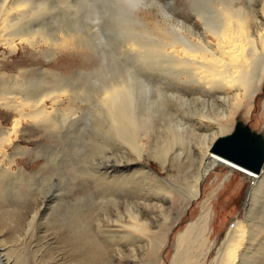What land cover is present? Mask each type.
Segmentation results:
<instances>
[{
    "label": "rangeland",
    "instance_id": "rangeland-1",
    "mask_svg": "<svg viewBox=\"0 0 264 264\" xmlns=\"http://www.w3.org/2000/svg\"><path fill=\"white\" fill-rule=\"evenodd\" d=\"M77 1L70 6L73 8L71 11L57 9L49 17L54 19L52 27L79 28L89 37L91 49L88 53L92 63L85 62L84 52L73 50L55 56L51 62L35 54L37 62L33 68L61 72L70 79L66 80L67 88L77 95L76 99L79 98L69 101L64 97L62 102L65 103L58 107L62 110L76 107L80 110L78 119L68 123L61 134L54 136L37 130L26 120H22L17 134L5 135L11 140L4 143L0 151V169H9L12 175L9 173L1 178L6 189L0 198V248H5L16 264H172L179 236L190 225L197 226L204 216H208L199 262L221 263L227 235L236 229L239 221L246 219L251 208V227L258 230L260 225H264V187L257 199L249 202L259 174L247 169L249 174H245L219 161L220 165L211 170L214 160L210 159V151L218 139L232 134H245L252 142H257L264 132V83L253 103L240 112L232 113L225 102L180 83L170 82L169 90L160 94L158 88L163 87V83L157 79L156 72L151 73L148 85L145 81L138 85L136 98L137 103H148L154 109L157 134H153L150 140H144L146 152L139 159L122 142L117 144L102 134L97 136L95 110L92 105L82 104L99 103L95 97L99 83L114 68L115 60L122 61L127 52L124 47L111 46L109 37L114 36L113 27L118 25V20L111 17L114 7H108L104 14L102 8L94 10L91 7V0ZM208 2L211 1L137 0L134 11L151 23L156 21L169 37L178 36L182 29L197 38V34L202 33L198 27L202 22L198 14H208ZM238 2L257 10L264 4V0ZM136 29L140 26L136 25ZM97 32H101L100 37ZM103 43L119 56L116 58L114 52L110 53L113 50L109 52ZM7 52L0 48V75L9 80L10 76L17 75L18 63L27 50L19 48L12 54ZM72 102L76 103L75 106ZM162 103L167 106H162ZM204 114L211 118L220 116L222 125L229 130L223 132L211 122L203 124L201 118ZM13 120L14 115L0 106L1 127L11 128ZM169 122L183 130L187 145L182 140L174 146L163 166L154 154L163 145V130ZM95 138L98 144H95ZM101 142L105 145L101 146ZM20 170H23V176L19 175ZM104 172L109 173L108 181L100 176ZM145 173L147 176L144 177L142 174ZM201 173L205 176L199 194L189 202L186 195ZM121 181L126 182L123 185L126 192L115 191L116 198L111 205L109 196H104L105 191L102 190L110 182L113 189L121 188ZM160 187L173 192L171 200L164 199L159 193ZM128 209L139 214L141 221L148 224L152 237H165V243L157 254L151 246L140 247L141 250L139 247L107 244V240H114L115 233L120 231L118 220L130 222L126 213ZM35 213L38 216L32 219ZM96 222L101 224L98 229ZM261 237L254 249L260 248L258 256L264 257V235ZM89 239L99 245L93 246L95 248L85 246L91 242ZM194 245L200 250L198 242Z\"/></svg>",
    "mask_w": 264,
    "mask_h": 264
},
{
    "label": "bare ground",
    "instance_id": "bare-ground-1",
    "mask_svg": "<svg viewBox=\"0 0 264 264\" xmlns=\"http://www.w3.org/2000/svg\"><path fill=\"white\" fill-rule=\"evenodd\" d=\"M209 1L211 2H208L209 6L206 8L209 11L208 14L206 12L208 18L205 13L198 14L202 20L198 26L202 29V33H199L202 35L197 34V38L193 36L194 34L188 35L182 29L178 36L169 37L156 21L151 23L143 16L136 14L137 11L135 12L134 8L137 0L90 1L94 10L102 8L104 14L108 7H114V10L112 9L114 17L113 15L111 17L118 20V27H113L115 29L114 36H111L113 38L107 37L111 39V46L124 47L127 52L122 56L124 60L114 59V68L106 74L107 78L105 77L106 79L99 83L97 93H95L99 103H82L92 105V109L95 110L94 114L98 117L95 126L97 136L102 134L115 140L117 144L122 142L129 152L134 153L139 159L143 157L147 145L144 140H150L153 134H157V127L154 124V109L148 103H137V87L140 83L143 85L144 81L147 84L153 72L158 74L157 79L163 83V87L159 85L161 87L158 88L160 94L169 90L167 87L170 86V82H175L187 85L195 92L225 102L230 106L232 113L240 112L253 103L264 83V4L260 10H257L251 5L241 4L238 0ZM76 3H78L77 0H0V48L8 50L7 53L10 54L15 53L19 48L27 50L18 63L16 76H10L9 81L4 79V75H0V106L14 115L11 128H2L0 125V151L3 144L9 142L10 139L5 135L17 134L22 120L31 122L37 130H44L50 136H54L61 134L68 123L72 124L78 119L80 110L76 107L64 110L58 107L65 103L62 102L64 97L75 101L79 98L76 99L77 95L72 94L73 91L67 88L66 80L70 79L61 72L33 68L37 62L35 54L51 62L55 56L73 50L84 52L85 62L92 63L91 55L88 53L91 49L89 37H86L79 28L72 30L63 25L52 27L54 19L49 17L57 9L65 8L71 11L70 6ZM98 17L100 18L99 15ZM109 23L112 22L109 21ZM109 23L106 22L108 26ZM95 25L98 27L97 24ZM136 25H139L140 29H136ZM104 43L102 46L105 45V49L108 48L110 52L112 48L110 49ZM114 51L110 53L113 54ZM99 52L100 55L101 52ZM115 55L117 58L119 53ZM73 102L71 104L75 106L76 103ZM162 104V106H167L166 103ZM201 119L203 124L211 122L214 125L215 123L223 132L229 130L222 125L220 116L211 118L204 114ZM165 127L163 145L154 154L163 166L174 146L182 140V143L187 145L181 128L171 122ZM95 139L93 141L98 144L97 138ZM256 144L261 147V152L264 154V132H261ZM100 145H105V142H101ZM222 156L244 169L259 174L250 192L249 202H254L264 187V155L257 170L244 166L227 156ZM217 165L220 163L214 160L210 169L212 170ZM9 173L12 175V171L7 168L0 169V198L6 189L1 178ZM19 173L22 176L24 174L23 170ZM142 175L147 176L146 173ZM100 176L105 181L109 180L107 172L100 173ZM204 176L205 173H201L192 184L189 194L186 195L189 202L198 196ZM113 183L115 185V182ZM124 183L126 182L121 181L122 185L119 186L122 187L113 189L110 182L107 187L103 188L102 191H105L103 195L109 196L111 200L109 199L108 202L111 205L114 204L113 198H116L115 191L126 192ZM159 193L167 201L171 200L173 194L165 187H160ZM252 212L251 208L246 219L239 221L237 227L235 226L236 229L230 231L226 237L227 246L221 263L214 262L213 264H264V257L258 256L260 248L254 249L261 240V235H264V225H260L258 230H255L254 226L251 227ZM126 213L130 222L125 223L118 220L117 222L121 223L120 231L115 233L114 240H107V244H121L135 249L151 246L153 252L157 254L165 243V237H152L148 224L141 221L139 214L131 209H128ZM37 214L35 213L32 219L36 218ZM200 221L197 226L190 225L179 236L172 264H200L201 250L205 243L202 241V235L207 230L208 216H204ZM95 225L98 229L101 224L96 222ZM197 242L200 250L194 245ZM97 245H99L97 241L91 240L85 246L95 248ZM0 264H16L5 248H0Z\"/></svg>",
    "mask_w": 264,
    "mask_h": 264
},
{
    "label": "water",
    "instance_id": "water-1",
    "mask_svg": "<svg viewBox=\"0 0 264 264\" xmlns=\"http://www.w3.org/2000/svg\"><path fill=\"white\" fill-rule=\"evenodd\" d=\"M213 148L218 153L257 170L263 158L261 147L245 134H232L218 139Z\"/></svg>",
    "mask_w": 264,
    "mask_h": 264
},
{
    "label": "snow or ice",
    "instance_id": "snow-or-ice-1",
    "mask_svg": "<svg viewBox=\"0 0 264 264\" xmlns=\"http://www.w3.org/2000/svg\"><path fill=\"white\" fill-rule=\"evenodd\" d=\"M210 159L215 160V161H219L220 163L227 164V166H229V167H232V168H234V169H236L238 171L242 170V171L245 172V174H249L246 169H241L238 165L227 161L222 155H220L219 153H217L215 151V148H213L210 151ZM252 174L254 175V173H252Z\"/></svg>",
    "mask_w": 264,
    "mask_h": 264
}]
</instances>
